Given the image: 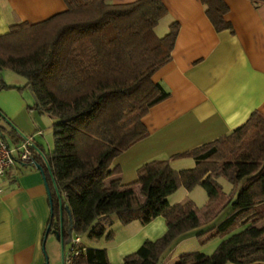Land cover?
<instances>
[{
    "label": "trees",
    "instance_id": "1",
    "mask_svg": "<svg viewBox=\"0 0 264 264\" xmlns=\"http://www.w3.org/2000/svg\"><path fill=\"white\" fill-rule=\"evenodd\" d=\"M200 1L217 32L232 29L223 0ZM63 2L65 11L35 24H13L0 35V71L25 80L16 86L0 77V90L29 88L32 108L52 119L51 152L35 145L24 163L41 170L48 185V234L62 230L66 239L71 227L73 235L90 241L108 239L111 232L99 219L114 214L122 224L145 225L161 216L166 232L118 263L158 264L182 234L224 213L205 231L220 238L214 251L182 253L174 264H264V115L254 111L229 133L172 156L191 157V168L174 170L168 159H154L123 183L113 161L149 136L142 118L170 96L152 75L171 59L179 24L173 21L162 37L156 35L168 13L162 0ZM10 132L14 142L22 138ZM219 178L231 185L229 191ZM195 186L207 194L200 208L190 199L167 201L177 189ZM74 264L112 263L106 249L86 247Z\"/></svg>",
    "mask_w": 264,
    "mask_h": 264
},
{
    "label": "crops",
    "instance_id": "2",
    "mask_svg": "<svg viewBox=\"0 0 264 264\" xmlns=\"http://www.w3.org/2000/svg\"><path fill=\"white\" fill-rule=\"evenodd\" d=\"M133 1L109 0L113 4ZM223 1L228 7L224 17L232 29L217 32L200 0H162L168 11L166 32L173 21L179 24V30L171 59L155 71L152 80L165 85L170 96L152 106L142 118L149 136L113 161L121 169L123 183L133 181L137 168L154 159H168L174 170L191 168L194 166L191 157L172 156L229 133L254 111L264 115V0ZM65 10L63 0H0V35L7 33L13 24H35ZM0 77L10 85L25 83L6 69L0 71ZM34 101L27 87L0 90V128L9 143H14L10 131L15 130L21 136H32L37 147L50 153L53 144L46 140L44 131L51 129L52 119L37 113L32 108ZM225 181L218 179L224 190L229 191L231 185ZM46 184L41 170L24 163L9 169L2 178L0 264H46V259L48 264L62 263L60 243L54 234H48L44 240L51 214ZM198 187L202 188L195 186L190 191L179 188L171 194L179 192V197L176 195L170 202L169 195L167 201L173 205L190 199L198 206L201 205L196 202L198 199L203 206L207 194L202 188L206 194L202 195ZM98 221L106 225V231L110 228L109 238L85 239L82 244L106 249L112 264L121 263L124 256L136 251L145 240L154 241L167 230L161 216L145 225L132 221L115 229L110 216ZM215 222L182 234L163 253L158 264L170 262L175 244L196 238L217 225ZM68 248L65 246L64 253Z\"/></svg>",
    "mask_w": 264,
    "mask_h": 264
},
{
    "label": "built area",
    "instance_id": "3",
    "mask_svg": "<svg viewBox=\"0 0 264 264\" xmlns=\"http://www.w3.org/2000/svg\"><path fill=\"white\" fill-rule=\"evenodd\" d=\"M36 150L32 136H22L14 143H9L2 131H0V193L3 191L1 180L9 169L20 163H27L32 159ZM81 236L72 235L69 248L65 251L63 264H74L80 252L85 251Z\"/></svg>",
    "mask_w": 264,
    "mask_h": 264
},
{
    "label": "rangeland",
    "instance_id": "4",
    "mask_svg": "<svg viewBox=\"0 0 264 264\" xmlns=\"http://www.w3.org/2000/svg\"><path fill=\"white\" fill-rule=\"evenodd\" d=\"M166 24H167V18L166 17L162 18L159 21L157 27L155 28V33L158 37H162L164 35V32H166ZM8 71H10V70H8ZM17 79H19L21 81L22 80L25 81L22 77H20L18 75H17ZM44 136H45L46 140L49 142V144L52 145L53 137H52V131L50 128L45 129ZM49 139H50V141H49ZM225 183H227V182L225 181ZM226 185L229 186V183H227ZM197 189L200 191V193L202 195H206L204 190H202V188L198 187ZM178 193L179 192H176V194L171 195L169 198V201L173 202V200H175V196L178 195ZM177 197H179V195L176 196V198ZM196 202H198V204H201V205L197 206L200 208V206H202V203L198 199H196ZM110 217H111V220H114V222H115L114 226H113L114 229H115V227L118 228L122 225L114 214H111ZM223 217H224V213L216 219V222L214 224H218V222ZM109 230H110V228L107 229L106 232H108ZM197 231H199V230H197ZM200 232H201V229H200L199 233ZM212 235H213V232L208 231V232L200 234L196 238H189V239H186L182 242H179L178 244H175V246L172 247L173 252L171 253V256H170V262L168 261L169 263H167V264H174L177 260V257L179 256V254L186 253V252L200 251V252H203L205 254H211L214 251V249L216 248V246L218 245V243L220 242L219 236L213 237ZM85 241H87V240H85V237H83L82 242L85 243ZM66 246L68 247L69 244H67Z\"/></svg>",
    "mask_w": 264,
    "mask_h": 264
},
{
    "label": "water",
    "instance_id": "5",
    "mask_svg": "<svg viewBox=\"0 0 264 264\" xmlns=\"http://www.w3.org/2000/svg\"><path fill=\"white\" fill-rule=\"evenodd\" d=\"M46 187H47V192H48V196H49V195H50V191H49V188H48L47 184H46ZM50 209H51V208H50ZM48 230H49V227H47L46 230H45L44 240H45V238H46L47 235H48ZM52 234H54V236L56 237V239H57V240L59 241V243H60L61 257H62V263H61V264H63V253H64V248H65V246H66L67 244H69L70 241H71L72 228L69 227L68 232H67L68 236H67L66 239H64V237H63V235H62V230L60 231V233L53 232ZM46 264H48L47 259H46Z\"/></svg>",
    "mask_w": 264,
    "mask_h": 264
}]
</instances>
